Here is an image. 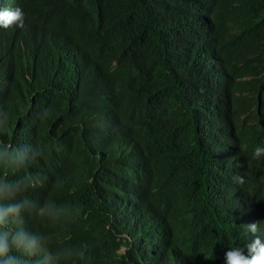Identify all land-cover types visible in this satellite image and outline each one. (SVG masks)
I'll return each instance as SVG.
<instances>
[{
    "label": "trees",
    "instance_id": "trees-1",
    "mask_svg": "<svg viewBox=\"0 0 264 264\" xmlns=\"http://www.w3.org/2000/svg\"><path fill=\"white\" fill-rule=\"evenodd\" d=\"M16 7L24 27L0 28V147L27 159L0 163V182L31 179L0 206L32 201L19 226L43 239L9 255L225 264L247 255L245 225L264 239V0H0Z\"/></svg>",
    "mask_w": 264,
    "mask_h": 264
},
{
    "label": "clouds",
    "instance_id": "clouds-1",
    "mask_svg": "<svg viewBox=\"0 0 264 264\" xmlns=\"http://www.w3.org/2000/svg\"><path fill=\"white\" fill-rule=\"evenodd\" d=\"M25 13L20 7L14 9H0V28L8 29L12 27H24ZM3 142L0 141V145ZM39 153L37 152V155ZM264 157V147L257 146L252 152V159L259 160ZM27 159V153L13 149L9 144L0 147V163H8L17 168L21 167ZM31 178L26 177L20 180L0 182V200H16L18 194L22 191L26 182ZM35 208V204L24 199L20 202L10 203L6 207L0 206V264H27L22 261L19 256L9 255L10 251L22 253L24 255H35L42 243V237L39 234H31L26 232L19 225L23 221L18 219L22 211ZM56 208L53 204H46L42 210L43 215L54 217ZM6 219L10 221L11 226L5 230ZM252 239L245 245L247 255L244 248L231 247L225 253V264H264V239L257 235L259 232L258 223L253 222L245 225ZM14 229V230H13ZM71 251L61 250L58 252L57 258L65 255H71ZM82 256L83 253L81 252ZM5 257H7L5 259ZM52 260L51 256H45L44 261H38L37 264H49Z\"/></svg>",
    "mask_w": 264,
    "mask_h": 264
},
{
    "label": "bare ground",
    "instance_id": "bare-ground-1",
    "mask_svg": "<svg viewBox=\"0 0 264 264\" xmlns=\"http://www.w3.org/2000/svg\"><path fill=\"white\" fill-rule=\"evenodd\" d=\"M188 100V99H187ZM254 222H256L257 223V220H254Z\"/></svg>",
    "mask_w": 264,
    "mask_h": 264
},
{
    "label": "rangeland",
    "instance_id": "rangeland-1",
    "mask_svg": "<svg viewBox=\"0 0 264 264\" xmlns=\"http://www.w3.org/2000/svg\"><path fill=\"white\" fill-rule=\"evenodd\" d=\"M123 249V248H122Z\"/></svg>",
    "mask_w": 264,
    "mask_h": 264
}]
</instances>
